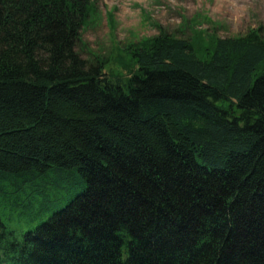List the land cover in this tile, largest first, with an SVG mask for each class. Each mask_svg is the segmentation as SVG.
<instances>
[{"label": "trees", "instance_id": "obj_1", "mask_svg": "<svg viewBox=\"0 0 264 264\" xmlns=\"http://www.w3.org/2000/svg\"><path fill=\"white\" fill-rule=\"evenodd\" d=\"M95 13L0 0V207L85 185L20 237L0 215V264H264L259 31H160L91 62L75 44Z\"/></svg>", "mask_w": 264, "mask_h": 264}, {"label": "rangeland", "instance_id": "obj_2", "mask_svg": "<svg viewBox=\"0 0 264 264\" xmlns=\"http://www.w3.org/2000/svg\"><path fill=\"white\" fill-rule=\"evenodd\" d=\"M95 8V19L80 29L82 42L75 44L80 56L91 62L93 55L109 56L116 42L122 47L142 37L156 36L160 31L188 40L196 29L213 31L220 38L244 35L255 29L264 39V0H95ZM107 67L114 69L115 65L112 62ZM68 174L73 185L62 183L64 187L60 188L55 182L48 183L51 193L46 201L41 198L39 211L33 215L19 218L17 213L5 214L0 207L7 229L20 237L80 192L85 185L76 181L74 172ZM55 179L53 174L49 175V181Z\"/></svg>", "mask_w": 264, "mask_h": 264}]
</instances>
